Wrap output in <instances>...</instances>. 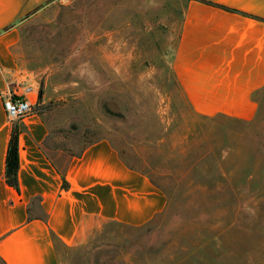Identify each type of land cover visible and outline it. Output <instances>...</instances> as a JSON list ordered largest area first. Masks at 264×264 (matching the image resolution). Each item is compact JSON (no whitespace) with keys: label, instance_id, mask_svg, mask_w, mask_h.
<instances>
[{"label":"rangeland","instance_id":"obj_1","mask_svg":"<svg viewBox=\"0 0 264 264\" xmlns=\"http://www.w3.org/2000/svg\"><path fill=\"white\" fill-rule=\"evenodd\" d=\"M180 18L176 0H54L20 27L50 153L108 140L168 199L144 226L100 222L62 264H264V93L253 122L194 114Z\"/></svg>","mask_w":264,"mask_h":264},{"label":"crops","instance_id":"obj_2","mask_svg":"<svg viewBox=\"0 0 264 264\" xmlns=\"http://www.w3.org/2000/svg\"><path fill=\"white\" fill-rule=\"evenodd\" d=\"M177 1L173 72L187 105L202 118L253 122L264 93V0ZM53 4L0 0V264H62L61 250L83 244L100 222L144 226L168 205L166 194L108 140L52 155L38 113L21 121L20 192L6 183L13 121L3 102L30 86L17 61L20 27ZM25 98L38 103L36 92Z\"/></svg>","mask_w":264,"mask_h":264},{"label":"trees","instance_id":"obj_3","mask_svg":"<svg viewBox=\"0 0 264 264\" xmlns=\"http://www.w3.org/2000/svg\"><path fill=\"white\" fill-rule=\"evenodd\" d=\"M24 124L20 120L13 121L11 137L8 144L7 155H6V167H5V180L6 183L15 188L20 192L19 186V167H20V147L19 138L21 133L24 131ZM63 189H66L68 182L66 176L63 174ZM117 224L126 225L123 223L116 222Z\"/></svg>","mask_w":264,"mask_h":264},{"label":"built area","instance_id":"obj_4","mask_svg":"<svg viewBox=\"0 0 264 264\" xmlns=\"http://www.w3.org/2000/svg\"><path fill=\"white\" fill-rule=\"evenodd\" d=\"M32 92H35V89L29 86L24 92L15 90L6 95L3 104L9 121H23L37 113L36 106L38 103L25 98V93Z\"/></svg>","mask_w":264,"mask_h":264}]
</instances>
